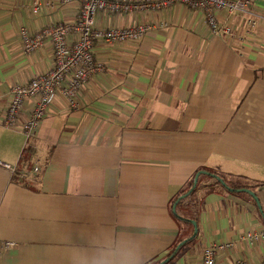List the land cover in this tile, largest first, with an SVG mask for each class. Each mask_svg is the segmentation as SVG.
Wrapping results in <instances>:
<instances>
[{"label":"crops","instance_id":"0c3cea01","mask_svg":"<svg viewBox=\"0 0 264 264\" xmlns=\"http://www.w3.org/2000/svg\"><path fill=\"white\" fill-rule=\"evenodd\" d=\"M80 7L0 0V161L12 166L0 165V264H85L119 244L136 264H200L203 248L223 241L234 245L220 264H264V239L246 238L264 230V0L216 12L226 36L182 2L99 11V28L149 29L96 42L104 70L82 83L76 107L57 92L27 137L4 124L11 87L55 58L50 40L26 52L19 29L77 22ZM33 106L27 99L22 119ZM195 174L198 188L183 197Z\"/></svg>","mask_w":264,"mask_h":264},{"label":"built area","instance_id":"2783aa9c","mask_svg":"<svg viewBox=\"0 0 264 264\" xmlns=\"http://www.w3.org/2000/svg\"><path fill=\"white\" fill-rule=\"evenodd\" d=\"M68 3L72 0H60ZM173 2L186 3L192 7L205 10L212 33L231 35V27L219 23L216 12L227 10L230 14L235 11H246L252 0H81L79 19L77 22H58L45 26L35 33H30L25 26L19 29L26 52L39 48L46 40H50L54 48V65L44 74L34 76L27 83H17L11 87V97L4 124L14 127L20 123V128L27 137L35 134L48 107L57 92L62 93L71 106L76 105V93L83 82L92 74L102 72L104 65L96 61L93 47L98 41L116 43L140 38L149 26L139 24L122 28H99L95 25V15L99 11H130L143 7L160 8ZM254 25L255 20L249 19ZM77 34L71 38V34ZM27 99L34 100V106L26 118H21L24 103ZM7 168L12 166L0 161ZM38 170V167H35ZM248 240L264 239V230L250 233ZM232 241L212 242L203 248L200 264H220L217 254L232 247ZM231 264H248L245 258L238 257Z\"/></svg>","mask_w":264,"mask_h":264},{"label":"clouds","instance_id":"9594fccd","mask_svg":"<svg viewBox=\"0 0 264 264\" xmlns=\"http://www.w3.org/2000/svg\"><path fill=\"white\" fill-rule=\"evenodd\" d=\"M85 264H136V255L130 246L119 244L87 258Z\"/></svg>","mask_w":264,"mask_h":264},{"label":"trees","instance_id":"16d2710c","mask_svg":"<svg viewBox=\"0 0 264 264\" xmlns=\"http://www.w3.org/2000/svg\"><path fill=\"white\" fill-rule=\"evenodd\" d=\"M201 170H202V171H201ZM199 172H204L206 175H208L209 178L215 177V178H216L215 181L218 180V181L221 182V180L218 179V178L215 176V175H218V174L212 172L211 170H208V169H206V168H201V169L199 170ZM199 183H200V181H199V179H198V176H197V174H195L194 177H193V179H192V180L190 181V183H189V187H188L187 191H186V190L183 191V194H184L183 197H184V196H189L193 191H195V190L198 188ZM177 251H178V248H176V247L172 248V249L168 252V254H167V258H168V259H166L165 262H167L171 257H173L174 254H175ZM165 262H164V263H165Z\"/></svg>","mask_w":264,"mask_h":264},{"label":"water","instance_id":"95a60500","mask_svg":"<svg viewBox=\"0 0 264 264\" xmlns=\"http://www.w3.org/2000/svg\"><path fill=\"white\" fill-rule=\"evenodd\" d=\"M218 179H220L221 180V182L223 183V184H225V182H224V180L221 178V177H219L218 175H215ZM249 192H250V190H248ZM252 193V192H251ZM193 222V224H194V226H195V232H194V235L196 234V232H197V227H196V222L195 221H192Z\"/></svg>","mask_w":264,"mask_h":264},{"label":"rangeland","instance_id":"374dc122","mask_svg":"<svg viewBox=\"0 0 264 264\" xmlns=\"http://www.w3.org/2000/svg\"><path fill=\"white\" fill-rule=\"evenodd\" d=\"M251 192H252V191L250 190L249 193H250L251 195H253V194H252L253 192H252V193H251ZM176 211H178V214H179L180 212H182V211L180 210V207H179V206H178V208H176ZM179 222H180V221H179ZM181 222H183V221H181ZM193 226H194V224H193Z\"/></svg>","mask_w":264,"mask_h":264}]
</instances>
